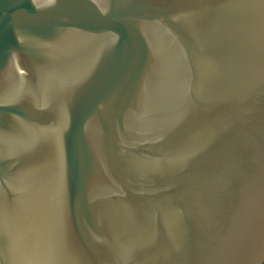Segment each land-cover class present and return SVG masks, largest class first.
Segmentation results:
<instances>
[{"label": "water", "instance_id": "95a60500", "mask_svg": "<svg viewBox=\"0 0 264 264\" xmlns=\"http://www.w3.org/2000/svg\"><path fill=\"white\" fill-rule=\"evenodd\" d=\"M0 264H264V0H0Z\"/></svg>", "mask_w": 264, "mask_h": 264}]
</instances>
